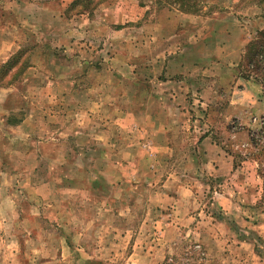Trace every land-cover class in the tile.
<instances>
[{
  "label": "rangeland",
  "instance_id": "obj_1",
  "mask_svg": "<svg viewBox=\"0 0 264 264\" xmlns=\"http://www.w3.org/2000/svg\"><path fill=\"white\" fill-rule=\"evenodd\" d=\"M74 1L77 0H0V26L11 29L6 36L0 34V41L8 42L2 52L0 48V56L7 52L11 40L17 44L8 59L0 57V119H3L0 136H5L0 141V165L34 170L31 175L20 173L21 182L27 176L36 183L52 179L48 185L51 196L57 194L54 180L64 178L67 185L72 182L77 185L76 190L63 189L66 199L60 209L65 221L47 223L51 237L32 244L33 250H37V245L44 248V255L29 258L35 263L46 259L50 264H59L57 248L61 234L56 226L65 225V232H71L69 244L85 245L81 264H87L86 259H92L95 264H264V116L255 117L251 125H241L232 119L227 121L219 112L223 111L221 107H226L231 94L220 96V103L210 112L199 106L198 99H193L194 108L185 117L189 115L197 120L195 126L186 122L175 132L178 154L187 152L197 156L200 153L201 156L203 149L197 138L186 137L194 129L200 130L199 123L205 120L237 165H242L244 159L253 163H244L241 173L235 176L229 174L227 164L222 168L224 175L203 174L197 169L203 165L201 157L202 165L188 158H172L167 155L166 146L161 148L162 156L157 157L154 123L149 129L139 127L148 122L150 112L139 110L141 102L148 98L136 93L139 85L134 81L141 74L152 72L154 66L163 75L178 71L169 53L177 50L175 45L169 47L174 34L166 24L171 18L162 20L161 11H176L182 3L176 0H93L89 3L88 0L86 5V0H82L72 5ZM188 4L184 5L188 12L210 15L213 19L208 20L209 24L215 20L219 26L218 31L210 27V39L217 32L223 34L224 27L220 25L228 23L230 18L237 27L240 24L247 27L246 34L252 37L244 46L236 71L242 80L249 79L261 86L263 92L258 96L262 100L264 66L248 68L242 58L247 46L259 40V32L264 29V0H188ZM213 11L222 13L212 15ZM179 34L183 35L184 31ZM189 57L194 59L195 51H190ZM9 58L14 61L12 69H8ZM15 74L19 76L13 79ZM149 85L148 95L153 88L152 82ZM75 88L81 92L74 93ZM87 88L93 91L87 93ZM148 107L154 110L152 102ZM140 111L142 114H138ZM10 122L19 124L12 127ZM115 128L118 134L107 132ZM251 131L258 142L251 140ZM89 144L95 147L92 154L99 158L77 157L78 150L74 147ZM109 150L114 157L104 158ZM64 154L67 155L63 157ZM121 164L124 170L129 169L128 180L124 177L129 193L124 195L114 186L121 178ZM181 167L194 172L190 177L174 173ZM252 167L256 175L251 174ZM89 170L101 172L106 181L93 184V179L84 173ZM182 177L201 185L220 188L221 184L227 191L236 190L235 199L243 206L235 215L210 206L211 192L201 196L214 218H220L217 226L222 238L219 240L215 237L178 239L172 232L164 233L165 221L158 226L154 224L156 215H166L171 209L170 206L158 210L153 207V200L158 202L160 198L156 196V187ZM122 199L127 200L123 208ZM106 200L112 205L109 208ZM121 215L123 221L119 219ZM245 218L248 222L243 221ZM243 241L249 244L243 245ZM208 245L214 247L213 255ZM68 254L66 249L65 257ZM210 260L214 261L209 263ZM65 264H70L68 259Z\"/></svg>",
  "mask_w": 264,
  "mask_h": 264
},
{
  "label": "crops",
  "instance_id": "obj_2",
  "mask_svg": "<svg viewBox=\"0 0 264 264\" xmlns=\"http://www.w3.org/2000/svg\"><path fill=\"white\" fill-rule=\"evenodd\" d=\"M175 10L176 11H170L165 9L161 11V16L165 17H161V19L171 18L168 19L166 25L171 28L172 31L170 32L174 34L172 36H174L173 38L176 40L172 41L173 38L170 39L169 47L172 48L173 45H175L177 50L169 53L173 58L172 62L176 63L178 71L163 75L162 71H155L156 67L154 66V70L151 69V67L149 68V70H153L152 72H145L138 77V81H134L139 85H137L136 93L148 98L147 101L141 102L142 106L139 110H143L144 113L147 111L150 112L147 115L148 122L141 125L139 124V127L142 129H149L152 123H154L153 129L156 131V134L153 139L154 142H156V151H158L157 157L162 156L163 152L161 148L166 146L168 149L167 151H169L167 155H170L169 157L172 158L174 156L176 158H188V160L192 162L199 163V158L201 157V160H204L202 163L203 165L199 163L202 166H198L197 169L200 170V172L202 171L203 174L212 176L224 175L222 168H224V166L226 167L227 164L230 166L228 170L229 174L235 176L236 173H241L240 170L244 163H250L249 165L253 163L250 160L247 162L248 160L244 159L246 161L243 160L242 165H237V163L233 161L232 156L220 145L219 138L208 128L209 123L205 120L199 123L200 130L194 129L193 133H187L186 137V139L188 137L197 138V143H199L203 149L201 156L200 153L197 156L196 154L187 152L178 154L174 137L175 132L181 127H184L182 124L186 125L187 122L195 126L197 120L195 121V119L189 117V115L185 117L187 112L194 108L192 105L194 103L192 101L193 99H198L201 103L199 106L202 107L203 110L210 112L215 109L214 105L220 103V96H224L227 93L231 94L230 100L226 103V107H221L220 110L223 111L219 112L227 121L232 119L235 122H239L241 125H251L256 119L255 117L258 115L264 116V97L261 100L262 97L258 96V93L260 94V92H263L261 86L249 79H246V81L242 80L241 76L236 71V66L241 60L244 46L252 36L251 34L247 36V27L244 24H240L241 27H237L236 25L238 24H235L233 19L230 18V20H228L229 22H226L227 26L226 23L220 25L224 27L221 29L223 34L220 35L219 32H217L215 33L216 37L210 39L209 32L212 29L210 28L211 26L215 27L217 31L220 30L217 23H214L215 20H212L213 22L211 23L213 24H209V21L213 19L212 16L210 17V15H208L204 17L205 13L188 12L182 10L181 7H176ZM221 13L222 12L213 11L212 15ZM229 14L232 15L231 13ZM9 30H11L10 27L5 28L0 26L1 35H5ZM182 31H184V34L180 35L179 32ZM218 36L222 38L220 39ZM7 43L6 39H1V52L4 50L3 48ZM8 46L9 49L5 54H1V58L8 59V57L12 55L11 53L14 52L17 44L11 40ZM190 51H195L196 57L194 59H190ZM171 53L175 54L172 55ZM212 56L213 58H211ZM10 63H12V61H10ZM194 71L198 72L194 74ZM149 82H152L153 87L150 95H148L150 92L148 89L150 86ZM78 89L79 88L73 89L75 90L74 93L80 91V89ZM85 91L90 93L93 90L92 88H87ZM151 102L154 105V110L148 107ZM107 108L111 109L112 106H107ZM126 109L128 110V108ZM127 114V118L130 120L129 113ZM138 114H142V112L140 111ZM133 116L135 117L134 113ZM0 120L2 121L3 119ZM22 121L23 119L21 123ZM124 121L125 119H123V122ZM10 124L12 127H15L19 122H10ZM117 129L118 128H115L112 132H107L116 135L118 134V132H116ZM94 134L96 135V133ZM0 137V141H3L5 136L1 135ZM73 139H75L74 136ZM88 140L95 142L93 138H88ZM74 149L78 150L77 157L99 158V155L94 156L92 154L95 147H91L90 144L87 146H76ZM103 152L104 151H102V153ZM74 153L77 154L76 151H74ZM67 154H64L63 157ZM2 157L5 159V153H2ZM7 157L11 158L12 156ZM112 157H114L113 152H105L104 158L108 159ZM112 164L114 165V162ZM122 166L124 165L121 164L120 167L122 168ZM198 170L197 172H199ZM121 172V178L115 182L114 186H117L124 195V192L129 193V184L128 182H124L125 179L128 180L129 178V169L124 170L122 168ZM193 172L194 171L189 168L181 167L174 173L190 177V174ZM20 173H29V175H31L32 173L34 174V170L27 167L17 169L13 168L11 165L6 166L2 163L0 165V264H50L49 260L46 259H41V261L35 263L33 259L29 258V256H40L45 253V249L40 248L38 245L36 246L37 250H33L32 244H38L39 241H46L48 237H51V232H49L50 226L49 224L47 225V223L57 222L60 224L62 221H65V217L61 215L62 211L60 205L64 204L66 196L62 194L66 189L76 190L75 188H77V185L75 182H72L68 184V186L64 178L61 181L60 179L54 180L53 183L57 187V194L56 196H51L48 193L50 190L48 185L51 184L50 181L52 182V179H49V182L41 179L39 183H36L35 181L32 182L31 177L27 176V178L21 182L18 178ZM84 173L90 180L93 179L92 181L95 185L106 181L104 174L101 172L95 173L89 170ZM252 173H255V175L257 173L256 170L254 171L253 167L251 174ZM183 180H185L183 177L177 178L175 182L166 183L157 187L155 186L158 192L161 193L157 192L156 196L160 198L157 200L158 202L153 200V207L158 210L160 207L168 208L170 206L169 208L171 209H169L170 212L166 213V215L163 213L156 215L154 224L156 225L157 223L158 226L160 222L165 221L167 227L164 233L172 232L174 233L172 235L178 239L205 240V238L214 239L215 237L219 240L222 238L218 231L220 226H217L221 222L219 221L220 218L217 216L214 218V215L207 209L209 207L208 203L201 199V196L203 193L206 195V192H211L212 202L211 200L209 201L210 206L213 205L217 207L218 211L221 210L227 214L235 215L238 210L241 211L243 206L235 199V195H237L236 190L227 191L221 184H219L220 188H218L210 186L209 184L201 185L199 182L195 183L194 180H185V182ZM106 184L108 183L106 182ZM112 186L113 185H111V187ZM140 187L141 186H138L137 188L140 189ZM225 187H227V185ZM80 189L82 190V187H80ZM54 197H57V199L55 200ZM106 202L108 203V200H106ZM106 202L104 203L106 204ZM124 202H127V200H121L122 208ZM110 206H112L111 203H108L107 207L109 208ZM161 215L163 217H161ZM119 219L123 221L124 217L121 215ZM243 221L248 222V219L245 218ZM63 226L65 225L56 226V229L61 234L59 236L61 241L57 248V255L59 254L57 256L58 263L65 264L66 259H68L70 264H81V253L84 251L83 248L85 245L81 244L78 247L74 245L72 247V245L69 244L71 232H65L66 228H63ZM255 226L256 228L258 227L257 225ZM123 234L124 231L122 230L121 236H123ZM246 242L247 241H243V245L249 244ZM208 247L210 248L208 250L210 251L209 253L213 255L214 247L212 245H208ZM66 249H68L69 253L67 257H65ZM221 254L225 253L221 252ZM23 255L25 258H23ZM239 256H242L241 252ZM86 261L87 264H95L92 259H86ZM212 261L214 260H210L209 263ZM109 264L114 263L112 262Z\"/></svg>",
  "mask_w": 264,
  "mask_h": 264
},
{
  "label": "trees",
  "instance_id": "obj_3",
  "mask_svg": "<svg viewBox=\"0 0 264 264\" xmlns=\"http://www.w3.org/2000/svg\"><path fill=\"white\" fill-rule=\"evenodd\" d=\"M78 1H82V0H77V1H74L72 3V5H74L76 2ZM87 1L86 0V5H87ZM93 0H89V3H91ZM176 1H179L182 3V5L180 6L182 8V10H187V11H190L184 7V5L188 4V0H176ZM187 1V2H186ZM93 3V2H92ZM189 5V4H188ZM87 7V6H86ZM89 8V7H87ZM259 35H260V39L259 40H255L253 42H251L247 48H246V51L243 55V58H242V62L243 64H246V66L249 68L250 65L260 69L261 68V64L264 66V29L261 30L259 32ZM15 59H16V56H14ZM13 57V58H14ZM13 58H11L8 62H9V66H8V69H12V63L14 62L13 61ZM10 61H12V63L10 64ZM252 69V68H251ZM254 70V68H253ZM20 74V73H19ZM19 74H15V77H13V79H15L16 77L19 76ZM251 140L253 142H258L256 136L254 135V133L251 131ZM260 134H258L259 136Z\"/></svg>",
  "mask_w": 264,
  "mask_h": 264
}]
</instances>
